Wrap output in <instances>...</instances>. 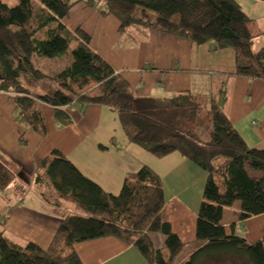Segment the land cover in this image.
<instances>
[{
	"label": "trees",
	"instance_id": "1",
	"mask_svg": "<svg viewBox=\"0 0 264 264\" xmlns=\"http://www.w3.org/2000/svg\"><path fill=\"white\" fill-rule=\"evenodd\" d=\"M80 4L113 17L118 33L138 26L194 46L209 43L213 51L232 50L230 76L264 82V52L253 53L252 21L233 0H16L13 7L0 0V94L32 133L45 137L41 106L53 110L61 127L69 124L65 108L102 107L116 117L129 144L155 159L177 154L205 175L194 241L182 244L160 220L163 190L153 171L141 167L112 196L53 151L34 170V194L66 215L44 251L0 233V264H81L73 246L102 238L133 248L146 264H264V236L249 244L235 235L234 225H220L223 210L236 203L239 223L264 215V151L246 147L223 112L222 95L217 103L188 93L136 97L89 49L85 33L62 24ZM69 49L71 65L60 73L44 76L32 68L33 60L59 59ZM204 117L211 124L208 141L196 134ZM18 143L24 145L21 138ZM18 179L23 180L16 166L0 159V193ZM20 186L16 195L24 193ZM149 234L163 238L162 250L153 248ZM186 251L191 254L179 262Z\"/></svg>",
	"mask_w": 264,
	"mask_h": 264
},
{
	"label": "crops",
	"instance_id": "2",
	"mask_svg": "<svg viewBox=\"0 0 264 264\" xmlns=\"http://www.w3.org/2000/svg\"><path fill=\"white\" fill-rule=\"evenodd\" d=\"M252 21L256 37L253 53L264 52V0H233ZM70 32L80 29L89 37V48L118 74L139 98L155 100L188 93L218 102L248 149L264 151V82L235 79L232 50L213 51L211 44L194 46L138 26L118 34V22L103 19L83 5L71 9L62 22ZM46 134L39 138L21 120L9 97L0 94V159L12 162L23 180L0 193V233L17 245L33 244L46 250L66 213L46 206L34 194L33 173L51 152H59L86 179L105 193L118 195L126 177L147 167L160 179L164 204L160 220L182 244L194 241L196 214L205 175L177 154L155 159L129 144L114 115L102 107L80 111L68 107L66 127L57 125L53 110L41 106ZM22 139L24 145L18 141ZM22 184L21 195L14 188ZM31 190L27 191V185ZM223 213V212H222ZM221 227H239L238 237L254 244L264 236V215L239 223L221 217ZM155 250L163 238L149 234ZM81 264H146L131 247L113 238L73 246Z\"/></svg>",
	"mask_w": 264,
	"mask_h": 264
},
{
	"label": "rangeland",
	"instance_id": "3",
	"mask_svg": "<svg viewBox=\"0 0 264 264\" xmlns=\"http://www.w3.org/2000/svg\"><path fill=\"white\" fill-rule=\"evenodd\" d=\"M1 2L5 5H7L8 7H13L16 4V0H1ZM109 17H111V16H109ZM106 18H108V17H106ZM106 18H103V19H106ZM111 18H113V17H111ZM250 28H251V26H250ZM117 33H118V29H117ZM41 34H42V32H40L37 37L40 38ZM118 34H122V33H118ZM71 62H72L71 51L69 49L59 59H53V60H43L42 59V60H38V61L33 60L31 63H32V68L38 69L42 75L52 76V75L60 73L65 68L69 67L71 65ZM205 98H206V100H209V96H206ZM199 125H200V127L196 130V134L198 135L199 139H201V141H208V139L210 137V131H211V124H210L209 120L206 117L201 118ZM26 187H27V191L29 192L31 190V185H29V186L27 185ZM238 212H239V205H238V203H236L232 208L224 209L222 214H223V216H226L229 219L236 221L237 216H238ZM239 232H240L239 227L237 228L235 226V235L240 234ZM190 254H191L190 251H186L184 253L183 257L179 260V262L184 263V261L187 260V258ZM224 264H228V263H224Z\"/></svg>",
	"mask_w": 264,
	"mask_h": 264
}]
</instances>
